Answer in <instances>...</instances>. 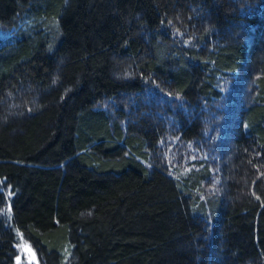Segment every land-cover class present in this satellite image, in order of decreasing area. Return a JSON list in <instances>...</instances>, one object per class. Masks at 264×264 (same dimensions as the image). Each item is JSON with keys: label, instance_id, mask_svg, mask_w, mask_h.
<instances>
[{"label": "trees", "instance_id": "obj_1", "mask_svg": "<svg viewBox=\"0 0 264 264\" xmlns=\"http://www.w3.org/2000/svg\"><path fill=\"white\" fill-rule=\"evenodd\" d=\"M17 257L264 264V0H0Z\"/></svg>", "mask_w": 264, "mask_h": 264}, {"label": "rangeland", "instance_id": "obj_2", "mask_svg": "<svg viewBox=\"0 0 264 264\" xmlns=\"http://www.w3.org/2000/svg\"><path fill=\"white\" fill-rule=\"evenodd\" d=\"M29 257H31V255H29ZM21 263V258L19 257L18 262H16V264H20Z\"/></svg>", "mask_w": 264, "mask_h": 264}, {"label": "water", "instance_id": "obj_3", "mask_svg": "<svg viewBox=\"0 0 264 264\" xmlns=\"http://www.w3.org/2000/svg\"><path fill=\"white\" fill-rule=\"evenodd\" d=\"M18 262V261H17Z\"/></svg>", "mask_w": 264, "mask_h": 264}]
</instances>
